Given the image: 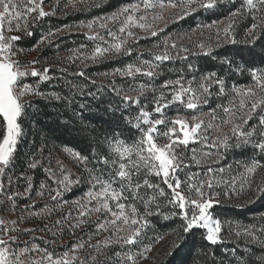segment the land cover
<instances>
[{"label":"snow or ice","instance_id":"6c2138e0","mask_svg":"<svg viewBox=\"0 0 264 264\" xmlns=\"http://www.w3.org/2000/svg\"><path fill=\"white\" fill-rule=\"evenodd\" d=\"M105 6L44 30L69 8ZM200 14L216 18L166 32ZM73 28L85 41L57 56L61 75L37 67L39 56L22 59ZM238 44L247 61L216 54ZM202 57L214 67L201 68ZM31 98L62 106L59 127L83 134L80 146L37 140ZM101 112L109 119L94 124ZM235 152L250 154L228 163ZM259 200L264 0H0V264H264V210L248 222L217 210Z\"/></svg>","mask_w":264,"mask_h":264},{"label":"trees","instance_id":"16d2710c","mask_svg":"<svg viewBox=\"0 0 264 264\" xmlns=\"http://www.w3.org/2000/svg\"><path fill=\"white\" fill-rule=\"evenodd\" d=\"M122 2V0H111V4L115 6L117 3ZM111 7L105 6L99 9H93L90 13H80V12H73L70 8L67 10V15L64 14H58L56 17H52L50 20H48L44 24V30H47L49 27H60L64 24H76L82 20L86 21L87 19L92 18V16H98L102 15L105 12L111 11ZM216 17L213 15H205L200 14L199 16H193L189 18H185L182 21H178L176 23H172L173 25L171 27H168L166 29V32H172V33H184L189 28L194 27L197 23H209L212 19H215ZM40 32L37 31L36 35L34 37L28 38L26 37L23 41H21V46L25 48H30L35 42L39 39ZM186 40V39H185ZM85 41V37L80 34L75 28L71 30V32H65L62 33L58 40V47L56 45H53L51 47H44L41 51H31L27 52L26 55L22 57V59H28L31 57V59L39 56V59L41 61V64H37V67H41L45 61H47L48 65H52L53 67V74L56 76L61 75L59 72V68L64 67L65 65L63 63H57V56L64 57L66 56L67 50L71 47H74L78 45L81 42ZM148 41H141L142 45H147ZM259 51V49H257ZM216 54L218 56H224V55H230L234 59L237 60V62H240L241 60L247 61L249 59L248 49L246 46L242 44L238 45H227L223 48L217 49ZM215 61L211 60L210 58H201L200 67L201 68H212L215 65ZM116 66V62H108L104 64H98L94 66H90L86 71L89 74L97 73V72H103L105 70H108L112 67ZM57 81H53V84H56ZM45 90H47V85L43 86ZM34 100V102L39 106V112H36V114L31 118L35 121L34 124H28L26 122V126L30 129L34 130L37 133V140H39L40 135H46L49 139L50 144L55 143L57 145L67 143L70 146H80L82 140H83V134L78 132H69L59 127L60 120L57 119V113L54 111V108L61 107L60 105H56L55 102L51 104H46V102L42 99L38 98H31ZM33 111V110H30ZM62 118V117H61ZM109 117L105 115L103 112L97 114V119L93 120L92 122L94 124L100 125L101 121L108 120ZM31 138V137H30ZM250 153H244L241 154L240 152H235L232 155H229L228 157V163L233 162L234 159H243ZM78 194V193H76ZM69 199L72 198L71 195L68 197ZM245 197L241 196L240 199L237 201L234 198L233 203H242L244 201ZM222 213L223 216L231 217L233 219H241L245 222H248V218L251 213L257 212L258 210H264V200H259L257 203L253 205H248L244 208H237L234 206H230L227 203L221 208L217 209ZM58 215V214H57ZM56 216L54 215L52 219L54 220ZM35 223H39V221H35ZM158 223V227L161 229V231H165L168 228L175 227V224L168 222V223ZM40 235V234H38ZM50 238V237H49ZM65 240H68L69 237L65 236ZM171 237H169V240ZM164 252H161V255ZM177 257H173V262ZM157 264H160V257L157 258Z\"/></svg>","mask_w":264,"mask_h":264},{"label":"rangeland","instance_id":"374dc122","mask_svg":"<svg viewBox=\"0 0 264 264\" xmlns=\"http://www.w3.org/2000/svg\"><path fill=\"white\" fill-rule=\"evenodd\" d=\"M172 25H173L172 23H169L168 27H171ZM161 26H163V25H161ZM194 39H195V37H194ZM187 42H188L187 39L184 40V43H187ZM23 60H25V61L31 60V57L28 59H23ZM168 240H169V237H167L166 240L164 242H162L161 245L156 246L159 249L160 253L164 252L168 248ZM146 264H147V262H146Z\"/></svg>","mask_w":264,"mask_h":264}]
</instances>
